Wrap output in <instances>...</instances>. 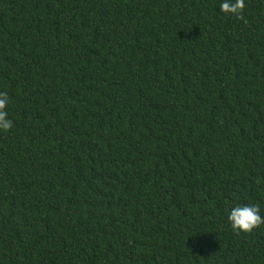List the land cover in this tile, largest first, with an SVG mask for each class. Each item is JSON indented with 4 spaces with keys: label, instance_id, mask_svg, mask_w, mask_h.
Here are the masks:
<instances>
[{
    "label": "trees",
    "instance_id": "obj_1",
    "mask_svg": "<svg viewBox=\"0 0 264 264\" xmlns=\"http://www.w3.org/2000/svg\"><path fill=\"white\" fill-rule=\"evenodd\" d=\"M0 0V264H264V0Z\"/></svg>",
    "mask_w": 264,
    "mask_h": 264
},
{
    "label": "clouds",
    "instance_id": "obj_2",
    "mask_svg": "<svg viewBox=\"0 0 264 264\" xmlns=\"http://www.w3.org/2000/svg\"><path fill=\"white\" fill-rule=\"evenodd\" d=\"M245 8V0H222L220 11L226 15H234L237 19H244L242 12ZM9 103L7 92H0V131L7 132L12 127V121L8 118L6 111ZM228 221L232 230L239 235L240 233H251L254 229L264 224V218L260 215L259 205L236 206L229 216Z\"/></svg>",
    "mask_w": 264,
    "mask_h": 264
}]
</instances>
